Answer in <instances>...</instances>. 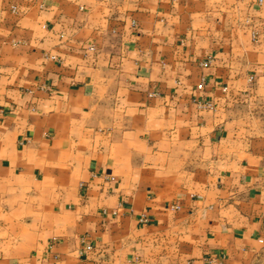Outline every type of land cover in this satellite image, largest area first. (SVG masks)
Instances as JSON below:
<instances>
[{"label": "crops", "instance_id": "crops-1", "mask_svg": "<svg viewBox=\"0 0 264 264\" xmlns=\"http://www.w3.org/2000/svg\"><path fill=\"white\" fill-rule=\"evenodd\" d=\"M263 222L264 0H0V264H247Z\"/></svg>", "mask_w": 264, "mask_h": 264}, {"label": "rangeland", "instance_id": "rangeland-1", "mask_svg": "<svg viewBox=\"0 0 264 264\" xmlns=\"http://www.w3.org/2000/svg\"><path fill=\"white\" fill-rule=\"evenodd\" d=\"M263 237L258 250L252 255L247 264H264V222L262 226ZM155 264H162L161 260Z\"/></svg>", "mask_w": 264, "mask_h": 264}, {"label": "built area", "instance_id": "built-area-1", "mask_svg": "<svg viewBox=\"0 0 264 264\" xmlns=\"http://www.w3.org/2000/svg\"><path fill=\"white\" fill-rule=\"evenodd\" d=\"M259 3H262V1L263 0H257ZM252 82V78H250L249 79V83H251ZM203 88V86H202V84H199L198 85V89H202ZM197 104L199 105V106H204V107H206V108H208V109H214V106L211 104V103H206V102H202V101H197ZM91 249V247L90 246H87L86 247V250H90Z\"/></svg>", "mask_w": 264, "mask_h": 264}]
</instances>
